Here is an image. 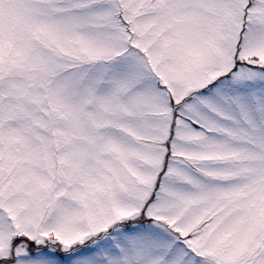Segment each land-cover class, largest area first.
Wrapping results in <instances>:
<instances>
[{
	"label": "snow or ice",
	"instance_id": "obj_1",
	"mask_svg": "<svg viewBox=\"0 0 264 264\" xmlns=\"http://www.w3.org/2000/svg\"><path fill=\"white\" fill-rule=\"evenodd\" d=\"M0 264H264V0H0Z\"/></svg>",
	"mask_w": 264,
	"mask_h": 264
}]
</instances>
